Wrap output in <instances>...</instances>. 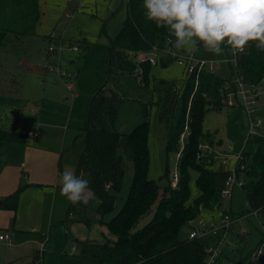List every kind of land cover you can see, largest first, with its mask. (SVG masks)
<instances>
[{"label": "rangeland", "instance_id": "1", "mask_svg": "<svg viewBox=\"0 0 264 264\" xmlns=\"http://www.w3.org/2000/svg\"><path fill=\"white\" fill-rule=\"evenodd\" d=\"M39 5L40 18L35 27L28 34L11 35L0 47V128L23 134L38 131L37 144L35 139L7 142L0 151V198L19 190L17 210L0 208V234L8 233L12 238L11 241L0 239V264H93L79 258L80 241L104 242L117 238L106 222L121 210L130 194L134 160L124 162V179L112 211L99 214L96 209L100 200L96 195L89 202L83 217H88L90 224L77 220L76 215L69 225L64 222L70 202L61 195L59 180L66 168L76 170L84 149L89 96L104 83L110 40L124 23L128 0H39ZM50 44L57 50L49 51ZM163 44V49L168 47L166 42ZM191 53L195 59L212 64L217 75L229 81L239 78L230 50L215 56L198 47ZM130 56L133 58L134 53ZM168 57L159 51L157 63L150 65L145 75L140 69L137 79H133L136 82L127 83L116 128L130 132L149 121L147 177L163 185L168 183L165 176L168 174L172 187H176L172 178L174 173L180 174L179 156L167 149L169 128L158 117L159 97L153 94V87L161 80L175 81L178 86L184 81V69L176 59L164 64ZM139 58H135L137 63ZM58 69L67 76L62 78ZM70 80L73 91L67 88ZM145 80L147 84L143 85ZM225 86L229 95L234 87L230 82ZM135 97L148 102L149 115ZM229 99L233 100L231 96ZM230 100L224 101V107L206 114L203 128L212 140L201 142L208 147L205 151L211 149L214 156L209 166L219 167L221 161H226L229 170L236 165L248 136L245 112L238 103L230 104ZM259 115L264 121V109H260ZM260 130L264 133V123ZM228 145L233 149L229 150ZM248 161L253 162L254 155ZM222 167L226 168L224 164ZM188 174L190 202H194L201 196L198 171L189 168ZM250 180L249 175L242 174L232 188L231 197H223V208L238 218H233L231 227L220 236L227 233L222 241L221 264L234 261L264 264L263 219L259 213L241 217L249 210L242 184ZM163 192L164 188L158 190L135 219L132 230L143 227L153 217ZM226 213L218 207H204L196 220L203 218L209 224H219L221 214ZM188 232L186 225L182 236ZM217 241L216 237L210 238L211 243Z\"/></svg>", "mask_w": 264, "mask_h": 264}, {"label": "trees", "instance_id": "2", "mask_svg": "<svg viewBox=\"0 0 264 264\" xmlns=\"http://www.w3.org/2000/svg\"><path fill=\"white\" fill-rule=\"evenodd\" d=\"M142 5L143 0H128L124 23L116 37L110 40L108 70L104 83L89 96L84 149L75 170L77 175L89 180L90 188L100 200L96 210L102 215L116 206V193L121 189L125 174V160H134V183L121 210L106 222L117 238L104 242L81 240L79 258L93 264H139L141 257L146 264H205L208 258L206 246L210 239H191L188 233L182 236V229L204 207H218L222 213L227 211L233 218H238L231 210L223 208L225 200L221 193L226 187L230 170L225 164L226 168L222 167V162L219 167L209 166L215 160L212 154L198 157L201 142L212 138L203 128L204 117L208 112L224 107L227 99L224 86L230 82L235 88L236 84L209 71L200 73L196 89L194 74H185L181 86L175 81L161 80L156 83L153 94L159 97L158 117L169 128L167 149L181 152L177 161L180 174L176 187H172L168 174L165 175L168 183L163 185L149 179V121L140 123L130 132L116 128L127 93L125 86L136 82L134 80L140 69L145 75L152 65L140 59L137 63L135 58L150 52L154 45L164 46L163 43L170 39L166 29L157 28L145 18ZM39 6V0H0V47L11 35H25L35 27L40 18ZM131 53H134L133 58ZM168 58V61L163 60L164 64L173 60ZM236 71L245 83H259L264 77V52L253 45L238 54ZM134 99L143 105L144 112L149 115L148 102L140 97ZM159 103L162 104L160 108ZM25 141L26 134L0 128V151L7 142ZM251 155H254L253 162L248 161ZM241 162L245 163V167L237 169V178L242 174L251 177L249 182L242 184L249 210L241 217L257 211L264 223V137L256 135L248 138L238 165ZM189 168L198 171L197 185L201 196L194 202H190ZM160 188H164V192L153 217L143 227L132 230L135 219ZM18 197L19 190L1 197L0 208L17 210ZM88 204L70 203L64 222L69 225L76 215L77 220L90 224V219L83 217ZM215 264H221L219 258ZM233 264L244 263L234 261Z\"/></svg>", "mask_w": 264, "mask_h": 264}, {"label": "clouds", "instance_id": "3", "mask_svg": "<svg viewBox=\"0 0 264 264\" xmlns=\"http://www.w3.org/2000/svg\"><path fill=\"white\" fill-rule=\"evenodd\" d=\"M145 18L166 29L177 51L198 47L215 56L233 55L251 46L264 52V0H143ZM89 180L66 168L60 193L73 205H87L95 196ZM139 264H146L143 257Z\"/></svg>", "mask_w": 264, "mask_h": 264}, {"label": "built area", "instance_id": "4", "mask_svg": "<svg viewBox=\"0 0 264 264\" xmlns=\"http://www.w3.org/2000/svg\"><path fill=\"white\" fill-rule=\"evenodd\" d=\"M51 37L55 36L51 34ZM168 47L167 48H162L159 47L158 45H154L153 49L146 53V54H139L137 57L140 60L143 61H149L152 64H156L157 62V55L159 51H162L165 55H168L169 57L176 59L179 65H181L184 69V72L186 75H195V89L198 86L199 83V76L202 71H209L211 73H215V69L213 65H207V61L204 60H197L194 58L192 53L189 52H184V51H177L171 44L170 39L166 41ZM72 48L74 50H78V47L73 45ZM57 50L53 44H50L49 46V51H55ZM59 51L61 48L58 49ZM237 55H234V59L236 61ZM52 70V68H50ZM59 75L64 78L67 76V73L65 71H61L58 69ZM236 85L235 88L232 90V92L226 95L227 100L229 99V96L233 98V100H230V104H235L238 103L242 109L245 112V117L247 121V129H248V136L246 138V141L248 140L249 137L251 136H262L264 137V133L261 132L262 125L264 123L263 118L259 115L260 109H264V77L263 79L256 84H247L245 83L240 77L236 80L233 81ZM226 86H224L225 88ZM70 91H73L74 85L73 81L70 80L69 84L67 86ZM72 94L75 95L73 92ZM206 95V94H204ZM37 132L29 130L26 133V139L31 141L37 137ZM207 145L200 144V153L198 157H202L207 154H212L211 149L209 151H205L207 149ZM229 150H232L233 147L232 145H228L227 147ZM181 152H179L177 155L180 156ZM228 155V154H227ZM240 156L237 159L236 165L230 170V175L226 181V187L222 191V197H231V191L233 186L239 181L237 178V169L244 168L245 163H239L238 165V160L240 159ZM223 164L226 165V161H221ZM179 180V174L174 173L172 182L176 184ZM252 214L257 215V211H254ZM222 215V220L219 224L213 222L211 224L205 222L203 218L199 219L198 221L196 218L191 219L188 223L189 226V232L188 236L191 239H210L211 237H216L218 238V241L216 243H209L208 246H206V250L208 252V258L205 262V264H215L219 258V256L222 253V241L227 234L226 232L224 235L221 236L223 231H227L233 222V217L231 214L226 213V214H221ZM0 239L2 240H8L11 241L12 238L11 236L6 233V234H0Z\"/></svg>", "mask_w": 264, "mask_h": 264}, {"label": "crops", "instance_id": "5", "mask_svg": "<svg viewBox=\"0 0 264 264\" xmlns=\"http://www.w3.org/2000/svg\"><path fill=\"white\" fill-rule=\"evenodd\" d=\"M73 96H74V94H72ZM38 132V131H37ZM38 134V133H37ZM38 137V136H37ZM38 139V138H37ZM37 139H35V144H37L38 143V141H37ZM32 142V141H31Z\"/></svg>", "mask_w": 264, "mask_h": 264}]
</instances>
